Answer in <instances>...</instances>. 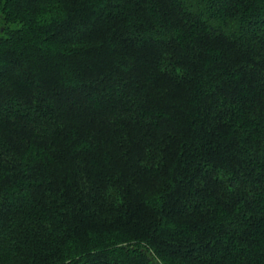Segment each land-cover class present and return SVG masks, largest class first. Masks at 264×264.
I'll list each match as a JSON object with an SVG mask.
<instances>
[{
	"label": "trees",
	"instance_id": "trees-1",
	"mask_svg": "<svg viewBox=\"0 0 264 264\" xmlns=\"http://www.w3.org/2000/svg\"><path fill=\"white\" fill-rule=\"evenodd\" d=\"M0 264H264V0H0Z\"/></svg>",
	"mask_w": 264,
	"mask_h": 264
}]
</instances>
